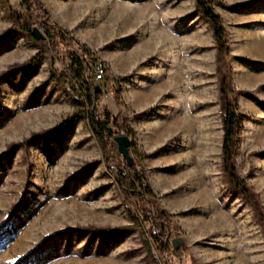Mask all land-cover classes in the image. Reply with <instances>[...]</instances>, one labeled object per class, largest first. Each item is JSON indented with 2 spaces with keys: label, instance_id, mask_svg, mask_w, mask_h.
<instances>
[{
  "label": "rangeland",
  "instance_id": "rangeland-1",
  "mask_svg": "<svg viewBox=\"0 0 264 264\" xmlns=\"http://www.w3.org/2000/svg\"><path fill=\"white\" fill-rule=\"evenodd\" d=\"M41 2L56 24L103 63L104 76L96 83L104 93L99 110L125 123L153 109L131 120L130 133L120 135L131 138L132 167L144 172L158 205L172 215L171 246L183 250L182 257H172L174 264H264V230L223 177L217 49L196 0ZM214 2L228 31L233 85L247 92L239 95L250 119L237 167L264 204V0ZM12 11L27 20L22 0H0V37L13 25ZM3 42L0 76L43 49L22 33ZM46 56L34 72L23 78L12 73L1 88L0 227L31 219L0 250V264H39L35 249L51 237L71 248H48L41 264H164L158 246L150 253L144 244L148 223L132 226L127 200L111 176L108 157H123L114 139L102 145L79 119L49 147L42 139L27 148L18 145L60 129L83 108L78 97L83 82L62 60L52 62L50 52ZM146 206L153 211L152 203ZM127 226L132 230L117 240L77 232L56 236L69 227ZM176 237L184 238L179 249L172 243Z\"/></svg>",
  "mask_w": 264,
  "mask_h": 264
},
{
  "label": "trees",
  "instance_id": "trees-1",
  "mask_svg": "<svg viewBox=\"0 0 264 264\" xmlns=\"http://www.w3.org/2000/svg\"><path fill=\"white\" fill-rule=\"evenodd\" d=\"M23 10L27 14V20H23L20 12L12 11L13 25L8 29L4 36L0 37V44L15 33H22L29 36L37 44L43 46V49L24 64H16L10 70L0 76V98L3 82H9L11 75L19 74L22 78L28 73L34 72L41 63L47 58L46 52L51 53V60H62L65 67L72 71L79 82H83V94L81 98L82 109L74 113L61 127L56 131H46L34 135L31 139L18 143V145L27 148L28 144H34L42 139L46 141L47 146L52 138H57L60 131L72 127L79 119L87 121L89 128L97 137L98 141L104 145L106 142H112L114 137L121 133H130L129 122L135 119H143L153 109L149 108L140 113L127 117L124 123L107 110H99L98 103L103 97V91L96 85L97 77L95 67L98 58L92 53L91 49L84 43L79 42L70 32L61 28L50 17L41 0H22ZM214 0H196V10L210 24L217 49V75L220 88V110L223 120V144H222V173L225 182L234 189L245 202L252 208L256 221L264 230V204L261 202L259 194L252 188L245 178H242L236 162V155L242 143V133L245 128V122L250 116L242 112L239 104V95L247 94L244 90H237L233 85V68L228 62L230 53V43L228 41V31L224 19L216 11ZM34 24H37L45 32V40H36L32 36ZM3 42V43H2ZM47 46V47H46ZM13 73V74H12ZM104 76V75H103ZM10 84H13L10 81ZM67 125V126H66ZM13 148V147H12ZM11 148V149H12ZM107 165L110 168L111 176L114 177L116 184L122 192L129 205L128 210L134 224L132 226H141L146 222L149 229L143 230V241L148 247L150 253H153V245L158 246V250L164 257V264H174L172 257H182L183 250H173L171 239L176 234V226L172 215L163 210L157 203L155 194L148 184L143 171L136 167H129L123 157L112 153L107 159ZM152 203L153 211L146 206V203ZM28 219H21L19 225L14 227H0V250L12 242L14 235L24 227ZM132 226L127 227H107L94 228L87 227L82 229L66 228L58 232L56 236H65L72 232H77L80 236L85 234L93 238H101L102 241H109L112 238L118 239L121 233L132 230ZM56 237H51L49 242L42 244L35 249L39 253V264L45 261L40 257L41 253L48 248L55 250L68 251L71 248L70 242L66 245L62 242L54 241ZM28 261V259H27Z\"/></svg>",
  "mask_w": 264,
  "mask_h": 264
},
{
  "label": "water",
  "instance_id": "water-1",
  "mask_svg": "<svg viewBox=\"0 0 264 264\" xmlns=\"http://www.w3.org/2000/svg\"><path fill=\"white\" fill-rule=\"evenodd\" d=\"M32 36L38 40H44L47 38L42 30L37 26L32 29ZM114 141L118 145V151L120 152V154L126 159L127 164L132 167L134 164V158L131 155V138L128 135H117L114 137ZM183 242L184 238L182 237H176L172 240L175 249H179Z\"/></svg>",
  "mask_w": 264,
  "mask_h": 264
},
{
  "label": "built area",
  "instance_id": "built-area-1",
  "mask_svg": "<svg viewBox=\"0 0 264 264\" xmlns=\"http://www.w3.org/2000/svg\"><path fill=\"white\" fill-rule=\"evenodd\" d=\"M104 72H105V67L103 65V63H98L95 67V73H96V77L97 78H103V75H104ZM96 78V79H97ZM98 80V79H97Z\"/></svg>",
  "mask_w": 264,
  "mask_h": 264
}]
</instances>
